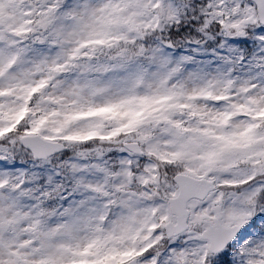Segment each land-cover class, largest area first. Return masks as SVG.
Returning <instances> with one entry per match:
<instances>
[{"label":"snow or ice","instance_id":"obj_1","mask_svg":"<svg viewBox=\"0 0 264 264\" xmlns=\"http://www.w3.org/2000/svg\"><path fill=\"white\" fill-rule=\"evenodd\" d=\"M0 264H264V0H0Z\"/></svg>","mask_w":264,"mask_h":264}]
</instances>
